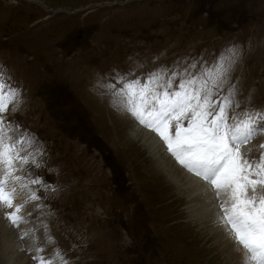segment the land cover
<instances>
[{"label":"rangeland","instance_id":"1","mask_svg":"<svg viewBox=\"0 0 264 264\" xmlns=\"http://www.w3.org/2000/svg\"><path fill=\"white\" fill-rule=\"evenodd\" d=\"M220 65L227 79L214 100L231 87L234 111L264 112V0H0V73L21 101L6 122L26 138L19 175L37 181L39 197L28 201L24 190L20 201L33 227L29 264L34 255L53 264H241L130 138L134 116L118 94L125 81L150 77L176 91ZM261 143L264 134L246 154L255 159Z\"/></svg>","mask_w":264,"mask_h":264},{"label":"snow or ice","instance_id":"2","mask_svg":"<svg viewBox=\"0 0 264 264\" xmlns=\"http://www.w3.org/2000/svg\"><path fill=\"white\" fill-rule=\"evenodd\" d=\"M227 72L220 65L214 72L181 79L176 91L170 90L171 80L161 83L159 77H150L146 84L125 81L118 94L127 110L159 135L175 160L206 182L212 198L219 201L218 220L244 250L241 264H264V143L257 145L255 159L245 152V146L264 134V112L234 111L241 105L233 100L231 87L222 100H214ZM20 102L19 87L0 73V207L16 227L23 222L20 213L26 207L14 203L17 185L27 190L28 201L39 199L30 189L37 181L25 183L19 175L20 165L29 163L26 138H16L6 122ZM33 259L36 264H53L42 255Z\"/></svg>","mask_w":264,"mask_h":264},{"label":"bare ground","instance_id":"3","mask_svg":"<svg viewBox=\"0 0 264 264\" xmlns=\"http://www.w3.org/2000/svg\"><path fill=\"white\" fill-rule=\"evenodd\" d=\"M127 124L130 129V138L133 141L138 140L142 146L147 147L149 153L153 154V167L161 171V173L163 172L166 179L178 188L177 191L189 198V202L192 203L193 221L202 224L205 223L206 218L211 223L210 227H212L217 241H222L224 249L228 247L231 252L230 255L238 260L241 258L240 260L242 261L244 250L234 242L218 220V200L212 198L211 190L206 182L182 167L167 150V146L157 133L144 127L139 121L137 124L135 117ZM17 190L19 194L14 203L20 204V201H25L26 203V196L20 190L19 185H17ZM4 216H2L3 219L0 222L1 231H3V235H0V250L2 256L4 255V264H29L28 258L31 261L29 254L33 256V253H36L33 237L29 234L33 231L32 224L28 220L29 216L23 215L24 220L19 227L12 225L9 220H5L6 217ZM21 250L25 255L21 253Z\"/></svg>","mask_w":264,"mask_h":264}]
</instances>
